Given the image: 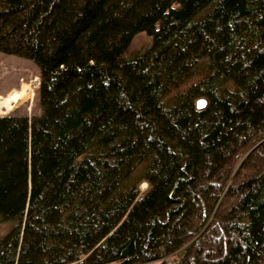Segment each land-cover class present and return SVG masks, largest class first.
<instances>
[{"label":"trees","instance_id":"trees-1","mask_svg":"<svg viewBox=\"0 0 264 264\" xmlns=\"http://www.w3.org/2000/svg\"><path fill=\"white\" fill-rule=\"evenodd\" d=\"M0 52V264H264V0H0Z\"/></svg>","mask_w":264,"mask_h":264},{"label":"rangeland","instance_id":"rangeland-1","mask_svg":"<svg viewBox=\"0 0 264 264\" xmlns=\"http://www.w3.org/2000/svg\"><path fill=\"white\" fill-rule=\"evenodd\" d=\"M148 43L149 38L144 33H139L133 38L130 50L146 46ZM38 74L39 68L31 60L0 52V116L21 114L30 117L32 114L40 113L36 101ZM194 81L196 78L190 79L180 89H186ZM27 86L31 91L30 94L25 91L26 95H24L23 88L27 89ZM144 186L141 183L140 188L143 189ZM6 229V225L0 226V235Z\"/></svg>","mask_w":264,"mask_h":264},{"label":"water","instance_id":"water-1","mask_svg":"<svg viewBox=\"0 0 264 264\" xmlns=\"http://www.w3.org/2000/svg\"><path fill=\"white\" fill-rule=\"evenodd\" d=\"M205 105H206V101H205V99H203V98H199L198 100H196V108L197 109H202V108H204L205 107ZM147 185H146V183H145V186H144V188L146 187ZM140 188V187H139ZM143 188V189H144ZM142 188H140V190H143Z\"/></svg>","mask_w":264,"mask_h":264},{"label":"built area","instance_id":"built-area-1","mask_svg":"<svg viewBox=\"0 0 264 264\" xmlns=\"http://www.w3.org/2000/svg\"><path fill=\"white\" fill-rule=\"evenodd\" d=\"M36 84H38V78H36Z\"/></svg>","mask_w":264,"mask_h":264},{"label":"bare ground","instance_id":"bare-ground-1","mask_svg":"<svg viewBox=\"0 0 264 264\" xmlns=\"http://www.w3.org/2000/svg\"><path fill=\"white\" fill-rule=\"evenodd\" d=\"M143 185H145V184L143 183Z\"/></svg>","mask_w":264,"mask_h":264}]
</instances>
